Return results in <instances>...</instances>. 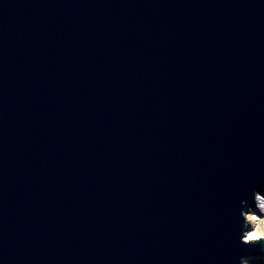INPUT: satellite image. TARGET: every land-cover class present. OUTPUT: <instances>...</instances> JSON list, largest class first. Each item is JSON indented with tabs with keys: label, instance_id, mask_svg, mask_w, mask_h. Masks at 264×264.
Listing matches in <instances>:
<instances>
[{
	"label": "water",
	"instance_id": "obj_1",
	"mask_svg": "<svg viewBox=\"0 0 264 264\" xmlns=\"http://www.w3.org/2000/svg\"><path fill=\"white\" fill-rule=\"evenodd\" d=\"M263 191L264 0H0V264H239Z\"/></svg>",
	"mask_w": 264,
	"mask_h": 264
},
{
	"label": "clouds",
	"instance_id": "obj_2",
	"mask_svg": "<svg viewBox=\"0 0 264 264\" xmlns=\"http://www.w3.org/2000/svg\"><path fill=\"white\" fill-rule=\"evenodd\" d=\"M251 199L252 204H248V209L246 211L240 210L242 234L239 239L245 245L259 244L261 249L264 250V215H262L264 208L254 210L253 205L255 201L253 192ZM261 262H264V256H247L241 257L239 260V264H261Z\"/></svg>",
	"mask_w": 264,
	"mask_h": 264
},
{
	"label": "bare ground",
	"instance_id": "obj_3",
	"mask_svg": "<svg viewBox=\"0 0 264 264\" xmlns=\"http://www.w3.org/2000/svg\"><path fill=\"white\" fill-rule=\"evenodd\" d=\"M264 208V191L262 193H258L256 196V204L253 206L254 210H260ZM264 213H262L263 215Z\"/></svg>",
	"mask_w": 264,
	"mask_h": 264
},
{
	"label": "rangeland",
	"instance_id": "obj_4",
	"mask_svg": "<svg viewBox=\"0 0 264 264\" xmlns=\"http://www.w3.org/2000/svg\"><path fill=\"white\" fill-rule=\"evenodd\" d=\"M264 215V214H263ZM256 257H260V256H256ZM261 264H264V262H261Z\"/></svg>",
	"mask_w": 264,
	"mask_h": 264
}]
</instances>
